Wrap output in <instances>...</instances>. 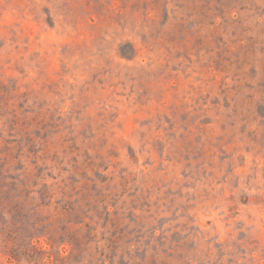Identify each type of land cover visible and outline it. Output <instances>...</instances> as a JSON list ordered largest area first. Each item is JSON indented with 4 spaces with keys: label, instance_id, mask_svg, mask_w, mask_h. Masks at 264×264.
<instances>
[{
    "label": "rangeland",
    "instance_id": "1",
    "mask_svg": "<svg viewBox=\"0 0 264 264\" xmlns=\"http://www.w3.org/2000/svg\"><path fill=\"white\" fill-rule=\"evenodd\" d=\"M0 264H264V0H0Z\"/></svg>",
    "mask_w": 264,
    "mask_h": 264
}]
</instances>
